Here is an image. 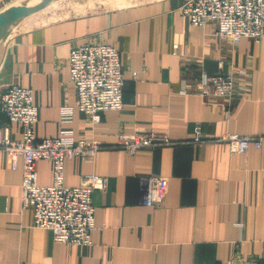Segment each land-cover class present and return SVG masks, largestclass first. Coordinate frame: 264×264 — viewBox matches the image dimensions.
I'll list each match as a JSON object with an SVG mask.
<instances>
[{
	"label": "crops",
	"instance_id": "obj_1",
	"mask_svg": "<svg viewBox=\"0 0 264 264\" xmlns=\"http://www.w3.org/2000/svg\"><path fill=\"white\" fill-rule=\"evenodd\" d=\"M15 1L0 0V13ZM55 1L0 36V97L13 84L33 90L38 139L69 129L76 139L99 143L93 155L65 162L64 184L79 186L99 174L108 187L92 195L91 244L57 242L52 230L33 226L24 207L23 159L13 169L0 150V264L264 262V147L233 153L215 140L226 133L264 135V40L234 43L213 23L190 25L181 12L185 0H110L94 7L72 0L66 14L39 15ZM86 43L117 47L124 69L123 107L103 113L98 124L76 108L68 72L70 51ZM219 74L237 79L233 98L201 93L202 77ZM69 107L72 120L63 122ZM0 126L22 137V127L1 111ZM139 129L181 143L131 156L116 143ZM150 174L167 177L169 187L147 207L139 178ZM38 182H53L51 161H39Z\"/></svg>",
	"mask_w": 264,
	"mask_h": 264
},
{
	"label": "built area",
	"instance_id": "obj_2",
	"mask_svg": "<svg viewBox=\"0 0 264 264\" xmlns=\"http://www.w3.org/2000/svg\"><path fill=\"white\" fill-rule=\"evenodd\" d=\"M181 12L190 25L204 27L213 23L219 36L234 43L242 38L256 43L264 40V0H185ZM179 48L180 43L175 42L174 52ZM67 62L70 82L76 89L75 106L92 124L100 123L103 113L123 107L125 76L117 47L86 43L73 48ZM201 83L204 96L231 99L236 92L237 79L231 74H219L204 76ZM0 111L23 129L21 138H13L8 126H0V150L6 153L13 169L19 158L23 159L22 198L24 207L32 212L33 226L52 230L57 242L90 245L95 225L92 195L107 189L108 177L91 174L84 177L82 185L67 186L64 167L66 161L76 156L93 155L101 145L76 139L69 129L62 130L56 137L38 139L35 130L38 108L31 88L10 85L0 97ZM61 118L63 122L72 120L70 107L63 111ZM196 129L194 140L198 141L203 136L200 128ZM215 140L227 142L233 153L264 147V135L226 133ZM180 143L167 134L139 129L130 135H120L116 144L136 156L146 149ZM41 160L52 163L53 182L49 185L38 182ZM139 181L142 205L152 207L167 195V177L150 174L141 176Z\"/></svg>",
	"mask_w": 264,
	"mask_h": 264
},
{
	"label": "rangeland",
	"instance_id": "obj_3",
	"mask_svg": "<svg viewBox=\"0 0 264 264\" xmlns=\"http://www.w3.org/2000/svg\"><path fill=\"white\" fill-rule=\"evenodd\" d=\"M36 0H16L15 2H13L11 5L12 6H20V5H27V6H30L32 3H34ZM41 1V0H40ZM103 2V3H102ZM110 0H90L88 5L89 7H94L96 5H99V4H107L109 3ZM42 3V2H41ZM41 3L39 4H36V5H33V6H30L31 8L32 7H38ZM72 0H56L55 2H53L48 8L44 9L39 15H45L46 13L47 14H50V13H63V14H66L67 12H70L71 9L73 8L72 6ZM55 11L53 12V10H50L52 9ZM49 9V10H48ZM38 10V9H37ZM36 10V11H37ZM35 11V12H36ZM48 11V12H47ZM33 13V12H32ZM37 15V14H36ZM45 17V16H44ZM15 25V23L11 24L10 25V28L12 29L13 26Z\"/></svg>",
	"mask_w": 264,
	"mask_h": 264
},
{
	"label": "water",
	"instance_id": "obj_4",
	"mask_svg": "<svg viewBox=\"0 0 264 264\" xmlns=\"http://www.w3.org/2000/svg\"><path fill=\"white\" fill-rule=\"evenodd\" d=\"M48 0H45L38 7H29L27 5L12 6L0 13V36L6 32L11 24L40 8Z\"/></svg>",
	"mask_w": 264,
	"mask_h": 264
}]
</instances>
